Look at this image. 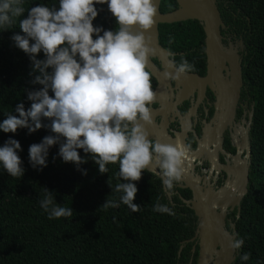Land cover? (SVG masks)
<instances>
[{
    "label": "trees",
    "instance_id": "obj_1",
    "mask_svg": "<svg viewBox=\"0 0 264 264\" xmlns=\"http://www.w3.org/2000/svg\"><path fill=\"white\" fill-rule=\"evenodd\" d=\"M38 4L58 6V0H23L26 12L21 19ZM233 4L244 28L241 97L250 111V122L246 192L239 199L232 227L234 237L244 244L235 254L231 250L230 264H264V0H233ZM95 7L98 15L93 26L115 30L107 4ZM19 19L9 30L0 29V122L8 114L17 115L19 103L27 110L31 102L26 90L42 87L31 84L38 73H32L29 56L11 40L14 34L23 35ZM36 58L44 59L43 53ZM151 82L153 87V78ZM47 135L52 133L43 127L34 133L26 128L14 134L0 131V147L8 139L20 143L18 155L25 170L22 177L12 178L0 166V264H183L187 260L189 243L183 241L192 233V216L178 205L186 198L182 190L176 189L177 194L166 190L161 178L144 171L134 182L138 191L133 202L141 209L132 212L120 203L122 193L115 191V185L123 182L118 163L107 165L108 173L101 174L81 149L79 155L87 163L78 171L76 165L62 162L57 144L49 149L47 167L33 168L29 146ZM44 188L54 194L56 204L70 207L73 215L49 219L40 206ZM106 200L119 207H102ZM157 203L167 205L175 215L153 211ZM243 253L251 254L248 261H241Z\"/></svg>",
    "mask_w": 264,
    "mask_h": 264
},
{
    "label": "clouds",
    "instance_id": "obj_2",
    "mask_svg": "<svg viewBox=\"0 0 264 264\" xmlns=\"http://www.w3.org/2000/svg\"><path fill=\"white\" fill-rule=\"evenodd\" d=\"M96 4H107L115 30L93 26L98 15ZM157 11L154 0H58V6L38 4L28 8L26 18L21 19L26 12L23 0H0V29L9 30L20 18L23 35L14 34L11 40L29 56L32 73H38L31 84L42 86L26 90L30 107L25 110L23 103L17 104V115L8 114L0 122V131L50 130L52 135L29 146L33 168L47 167L49 149L57 144L62 162L76 165L78 171L87 163L79 155L81 149L101 174L108 173L107 165L118 163V176L123 182L115 185V191L122 193L120 203L132 212L141 209L133 202L138 191L134 182L145 170L158 169L164 188L170 191L182 182L187 172L185 164L193 152L190 144L149 139L147 129L153 125L150 106L157 101L158 93L148 70L153 49L145 33L154 27ZM39 53L44 59L36 58ZM169 67L177 79L195 71V65L184 57L178 65L173 58ZM20 150L15 139H8L0 147V166L12 178L22 177L25 171ZM43 190L40 206L49 219L73 215L70 207L55 203L52 192ZM102 207L116 208L119 204L106 200ZM153 211L175 215L160 203ZM224 235L234 254L242 248L243 239L228 232ZM250 255L243 253L241 261H248Z\"/></svg>",
    "mask_w": 264,
    "mask_h": 264
},
{
    "label": "flooded vegetation",
    "instance_id": "obj_3",
    "mask_svg": "<svg viewBox=\"0 0 264 264\" xmlns=\"http://www.w3.org/2000/svg\"><path fill=\"white\" fill-rule=\"evenodd\" d=\"M215 6L222 22L219 29L221 49L233 58L232 62L238 66L241 77V36L244 30L240 26L241 14L234 8L233 0H215ZM179 9L177 0H159L158 11L161 14ZM157 43L166 52L169 61L174 58L178 65L181 57H184L195 65V71L189 73L191 76L179 79L167 75L159 85L153 79V89L158 85V96L157 101L150 106L153 109V125L147 129L149 139L160 143L191 145L192 158L185 164L187 173L196 180L204 196L208 192L214 195L213 208L216 213L223 212V229L232 234L233 216L234 212L237 216L239 203L231 206L239 194L237 171L243 165L247 168L248 155L242 142L245 140L247 145L250 111L241 97L242 78L240 87L234 90L233 67L230 63L223 58L208 59L205 35L199 21L187 19L158 24ZM169 53L174 54V57ZM151 62L157 71H163V65L157 58H151ZM158 172L157 169L150 173L160 178ZM207 183L211 190L208 192L205 191ZM176 189L182 190L186 197L178 205L186 208V213L192 216L189 218L192 233L183 241V244L189 243V254L182 263L198 264L201 219L193 211L192 191L183 182L173 188L177 194ZM217 251L218 247L209 264H217Z\"/></svg>",
    "mask_w": 264,
    "mask_h": 264
},
{
    "label": "water",
    "instance_id": "obj_4",
    "mask_svg": "<svg viewBox=\"0 0 264 264\" xmlns=\"http://www.w3.org/2000/svg\"><path fill=\"white\" fill-rule=\"evenodd\" d=\"M154 2L159 4V0H154ZM180 9L171 13L161 14L157 11L155 17L154 27L147 33H145L146 39L150 41V45L153 49V54L149 58V71L151 76L157 84L159 85L161 81L167 75H174V69L169 67V60L166 58V52L160 48L157 43V25L160 23H170L175 21L183 20H196L202 23V30L205 35V52L208 59L215 60L216 58H223L233 67V81L234 90L240 87L241 77L239 73L238 66L235 62H232L233 58L228 57L221 49V36L219 34V29L222 27V22L219 17L218 10L215 6V0H177ZM157 58L163 65V71H157L154 64L151 62V58ZM187 76H191L188 74ZM158 85L154 88L157 91ZM235 96L237 94L234 92ZM250 120H248L249 124ZM243 147L248 151L245 140L242 142ZM149 172L148 170H146ZM153 172V171H152ZM150 173V172H149ZM239 179V194L238 198H235L231 203V206L237 204L241 196L246 192L245 184L247 183V168L243 165L242 169L237 171ZM182 182L186 188H189L193 193V211L194 214L201 219V230L200 235V245L198 253V264H209L212 258V254L216 251L217 253V264H230L232 260V251L227 248L226 242L229 241L225 238L223 229L224 214L221 211L216 213L214 210L215 197L214 195L208 193L204 196L200 192V188L196 183V180L192 178L187 172L183 177ZM181 250V246L178 252Z\"/></svg>",
    "mask_w": 264,
    "mask_h": 264
},
{
    "label": "rangeland",
    "instance_id": "obj_5",
    "mask_svg": "<svg viewBox=\"0 0 264 264\" xmlns=\"http://www.w3.org/2000/svg\"><path fill=\"white\" fill-rule=\"evenodd\" d=\"M191 168H192V165L190 164L189 169H191ZM205 179H207V176H205ZM205 191H211L208 183L205 185ZM237 197H238V195L236 196V198ZM217 207H218V204H217ZM226 245H227V248L229 249L228 242H226Z\"/></svg>",
    "mask_w": 264,
    "mask_h": 264
}]
</instances>
